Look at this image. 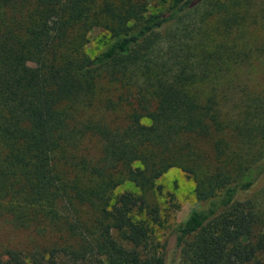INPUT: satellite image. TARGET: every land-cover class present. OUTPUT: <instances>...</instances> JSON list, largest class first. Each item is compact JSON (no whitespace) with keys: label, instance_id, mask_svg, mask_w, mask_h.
<instances>
[{"label":"trees","instance_id":"trees-1","mask_svg":"<svg viewBox=\"0 0 264 264\" xmlns=\"http://www.w3.org/2000/svg\"><path fill=\"white\" fill-rule=\"evenodd\" d=\"M150 1L0 0V215L32 233L0 264H264V0ZM172 167L205 205L169 262L147 195Z\"/></svg>","mask_w":264,"mask_h":264},{"label":"rangeland","instance_id":"rangeland-1","mask_svg":"<svg viewBox=\"0 0 264 264\" xmlns=\"http://www.w3.org/2000/svg\"><path fill=\"white\" fill-rule=\"evenodd\" d=\"M168 1L152 0L149 3L148 11L155 12L163 9ZM260 35L259 39L264 42V29ZM108 37L109 34L103 28H92L87 34V41L84 46L85 53L89 56L98 53L105 46ZM24 62L31 64L30 62ZM258 64L257 61L254 62L245 80L254 83L257 89H264V78H259L258 74L260 69H262V65ZM142 120L148 122L145 117ZM155 185L158 187L148 193L147 201L150 204L155 203L157 205L158 222L150 221L151 231L148 238V247H155L158 251L165 249L166 252L168 251V260L171 262L175 254L172 253L174 230L191 210L204 206L205 201L197 198L193 178L177 167L168 169L156 179ZM123 190H132L138 194L140 193V189L131 181H124L114 190V193ZM30 233L29 230L15 227L8 217L0 215V250L4 247L26 249L25 240H27L28 236H32Z\"/></svg>","mask_w":264,"mask_h":264}]
</instances>
